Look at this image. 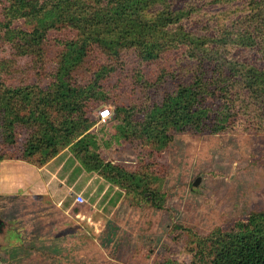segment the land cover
<instances>
[{
  "label": "trees",
  "instance_id": "obj_1",
  "mask_svg": "<svg viewBox=\"0 0 264 264\" xmlns=\"http://www.w3.org/2000/svg\"><path fill=\"white\" fill-rule=\"evenodd\" d=\"M212 4L214 18L237 16L219 24L218 35L201 32V23H214L208 14ZM200 14L210 20L201 21ZM187 17L195 19L189 27L181 23ZM20 20L29 28L18 25ZM63 27L78 34L60 48L51 80L18 82V57L31 56L40 67L49 33ZM113 30L119 36H103ZM6 45L11 60L0 55V161L13 160L10 153L21 151L15 159L43 165L69 147L87 171L98 172L138 201L164 207L163 193L149 191L152 174L129 172L105 160L97 136L88 132L96 124L90 116L94 107L108 102L98 82L109 70L102 67L88 85L73 74L94 45L115 56L132 48L145 61L184 47L192 63L188 81L149 108L142 122H134L130 111L121 118L123 108L117 105V138H140L162 148L177 132L218 134L240 126L259 132L264 127V0H0V52ZM25 134L22 149L18 141ZM37 153L41 156L33 161ZM195 241L192 264H264V208Z\"/></svg>",
  "mask_w": 264,
  "mask_h": 264
},
{
  "label": "rangeland",
  "instance_id": "obj_2",
  "mask_svg": "<svg viewBox=\"0 0 264 264\" xmlns=\"http://www.w3.org/2000/svg\"><path fill=\"white\" fill-rule=\"evenodd\" d=\"M215 13L212 4L208 14L214 23H201V32L218 35L219 24H230L237 18H214ZM210 17L202 15L201 21ZM194 21L187 17L181 23L189 27ZM17 24L29 28L24 20ZM77 34L69 27L51 31L40 67L34 65L33 57L19 56L22 69L16 74L18 82L48 83L58 67L60 48ZM103 36L113 39L119 35L113 30ZM184 49L172 48L156 60L145 61L132 48L115 56L94 45L73 74L79 84L88 85L96 72L108 67L98 82L106 90L108 102L94 107L90 116L96 124L88 132L97 136L98 152L105 160L129 172L147 170L149 176L152 174L149 191L163 193L160 202L164 207L138 201L115 183L116 187L108 191V185L100 188L94 181L84 184L86 190L92 188L80 192L86 202L78 209L74 194H61L58 183L52 195L24 193L31 191L14 187L11 194L0 193V264H163L168 260L192 264L198 252V236H209L215 229L264 208V127L259 132L243 126L218 134L177 132L162 148L140 138L115 137L117 105L123 108L121 118L130 111L134 122H142L149 108L179 83L188 81L192 63L186 60ZM0 55L10 61V46L6 45ZM104 108L112 112L106 120L100 118ZM26 136L18 141L19 148H25ZM39 153L33 161L41 156ZM59 153L76 160L69 147ZM19 155L21 151L10 153L13 159ZM61 163L53 164L58 174ZM12 164L17 175L23 165ZM98 188L101 190L96 192Z\"/></svg>",
  "mask_w": 264,
  "mask_h": 264
},
{
  "label": "crops",
  "instance_id": "obj_3",
  "mask_svg": "<svg viewBox=\"0 0 264 264\" xmlns=\"http://www.w3.org/2000/svg\"><path fill=\"white\" fill-rule=\"evenodd\" d=\"M6 161L7 162H2L3 164L0 163V177L2 179V186L0 185L2 192L0 191V193H4L5 195L13 193L14 190L12 189H15L14 187L31 191L24 193L36 195L48 193L52 195L51 191L55 188L56 183H58L61 194L66 195L69 193L74 194V196L77 192H88L92 187L86 190L84 184L89 181H94L100 188H105L104 186L108 185L107 191L110 188L116 187L104 176L98 174V172L87 171L79 161L75 160V162L71 156L64 153L57 154L48 161L46 165H42L41 167L25 161H20L19 159ZM55 161H62L59 167V174L56 173L57 169L53 166ZM14 162H20L23 165V168L18 171L19 173L17 172V175H15V170H17V168L12 164ZM19 177H23L22 184L19 181ZM100 188H98L96 192L100 191ZM41 190H46L47 192H42ZM53 193L57 194L59 192ZM76 208L78 209L79 205H77Z\"/></svg>",
  "mask_w": 264,
  "mask_h": 264
},
{
  "label": "built area",
  "instance_id": "obj_4",
  "mask_svg": "<svg viewBox=\"0 0 264 264\" xmlns=\"http://www.w3.org/2000/svg\"><path fill=\"white\" fill-rule=\"evenodd\" d=\"M112 115V112L110 111L109 108H104L100 111V118L102 120H106ZM86 202V198L82 193H76L74 196V204L81 205Z\"/></svg>",
  "mask_w": 264,
  "mask_h": 264
},
{
  "label": "water",
  "instance_id": "obj_5",
  "mask_svg": "<svg viewBox=\"0 0 264 264\" xmlns=\"http://www.w3.org/2000/svg\"><path fill=\"white\" fill-rule=\"evenodd\" d=\"M199 178L194 182V185L197 186L199 184Z\"/></svg>",
  "mask_w": 264,
  "mask_h": 264
},
{
  "label": "flooded vegetation",
  "instance_id": "obj_6",
  "mask_svg": "<svg viewBox=\"0 0 264 264\" xmlns=\"http://www.w3.org/2000/svg\"><path fill=\"white\" fill-rule=\"evenodd\" d=\"M0 226H1V220H0Z\"/></svg>",
  "mask_w": 264,
  "mask_h": 264
}]
</instances>
